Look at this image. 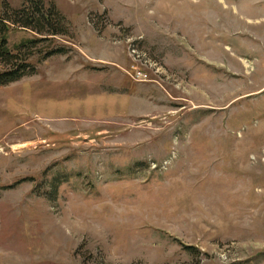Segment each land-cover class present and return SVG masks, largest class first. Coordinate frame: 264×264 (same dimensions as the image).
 Returning <instances> with one entry per match:
<instances>
[{
	"label": "rangeland",
	"instance_id": "1",
	"mask_svg": "<svg viewBox=\"0 0 264 264\" xmlns=\"http://www.w3.org/2000/svg\"><path fill=\"white\" fill-rule=\"evenodd\" d=\"M41 1L68 33L9 34L48 40L0 88V264H264V0Z\"/></svg>",
	"mask_w": 264,
	"mask_h": 264
},
{
	"label": "trees",
	"instance_id": "2",
	"mask_svg": "<svg viewBox=\"0 0 264 264\" xmlns=\"http://www.w3.org/2000/svg\"><path fill=\"white\" fill-rule=\"evenodd\" d=\"M62 20L55 6L47 8L41 0H28L27 4L20 10H11L9 6L7 7L6 12L0 16V63L7 65L8 69L0 74V88L35 75L36 69L28 63L27 59H23V63H17L20 59L18 53L20 50L30 47L36 48L39 43L48 40V38L43 37L41 41H27L18 47L17 52L14 53L9 47V34L13 25L32 30L39 36L47 34L64 36L68 33V29L63 25ZM59 53H63V51L60 49L52 51L48 57Z\"/></svg>",
	"mask_w": 264,
	"mask_h": 264
}]
</instances>
